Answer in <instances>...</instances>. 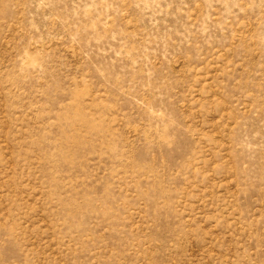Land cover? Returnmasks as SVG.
Segmentation results:
<instances>
[{"label": "rangeland", "instance_id": "obj_1", "mask_svg": "<svg viewBox=\"0 0 264 264\" xmlns=\"http://www.w3.org/2000/svg\"><path fill=\"white\" fill-rule=\"evenodd\" d=\"M0 264H264V0H0Z\"/></svg>", "mask_w": 264, "mask_h": 264}]
</instances>
